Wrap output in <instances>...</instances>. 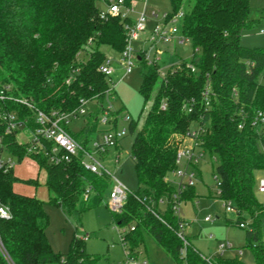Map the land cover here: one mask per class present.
I'll return each instance as SVG.
<instances>
[{"label": "trees", "instance_id": "trees-1", "mask_svg": "<svg viewBox=\"0 0 264 264\" xmlns=\"http://www.w3.org/2000/svg\"><path fill=\"white\" fill-rule=\"evenodd\" d=\"M104 1L0 0V91L5 90L0 114L15 112L34 129L36 110L15 98H27L45 112L73 111L82 99L95 101L102 110L111 87L99 69L107 60L103 49L110 46L121 53L129 41L127 24L134 22L129 15L102 17ZM136 1L124 0V4L132 7ZM185 1L171 0L170 14ZM257 23L251 18V0H194L184 14L182 32L192 41L194 54H201L198 62H192L196 72L182 60L162 77L159 66L149 64L140 52L144 72L139 92L152 105L140 127L134 119L129 123V131L135 133L131 156L139 186L128 194L122 210L112 213L118 225L129 226L123 243L131 248L132 257L146 231L175 263L180 262L183 243L177 229L182 218L173 209L176 186L167 176L177 168V151L186 133L194 123H206L201 147L219 157V197L233 202L237 224L247 223L246 246L256 264H264V197L257 195V172L264 171V124H253L258 110L264 111V46H246L241 41L243 32ZM207 86L210 105L204 97ZM186 105L192 110H186ZM112 114L116 125L119 113ZM98 115L90 111L88 118L93 122ZM19 132L6 133L0 116V159L3 151L19 161L33 159L46 171L48 200L16 192V182L38 186V179L23 180L14 168L0 165V201L10 209L8 218H0L4 250L0 249V264H10L8 257L14 264H102L104 256L88 253L85 239L77 234L68 252L54 250L47 236L50 217L45 205L49 202L66 213L81 214L101 203L110 178L85 168L81 156L56 164L44 151L28 153V144L18 140ZM45 144L48 150L53 145ZM87 184L92 186L89 195ZM193 197L195 190L189 186L180 199ZM165 200L167 210L160 206ZM187 259L189 264H207L192 245ZM218 264L245 263L229 257Z\"/></svg>", "mask_w": 264, "mask_h": 264}, {"label": "rangeland", "instance_id": "rangeland-1", "mask_svg": "<svg viewBox=\"0 0 264 264\" xmlns=\"http://www.w3.org/2000/svg\"><path fill=\"white\" fill-rule=\"evenodd\" d=\"M193 1L186 0L181 11L186 12L189 10ZM145 5L148 15L152 10H155L159 18L154 19L149 16L146 22V31L142 33L139 39L132 41L135 54L133 70L130 73L126 72V67L119 52L110 46H105L103 49L114 69L111 76L114 88L111 92V98H106L104 104L105 106L111 105L114 111H118V127H126L128 130L127 134L119 141L118 146L110 147L107 152L101 154L96 153L106 175L110 178L109 190L103 195L99 205L89 208L81 214L77 212L66 213L61 207L49 202L46 203L45 209L50 217V223L46 230L47 236L56 252H68L72 238L74 234H77L80 237L88 236L85 240L86 250L90 254L104 256L101 261L102 264L175 263L174 258L157 243L152 234L146 231L143 232L144 242L134 250V257H129L128 253H131V248L126 249L123 243V236L129 226H121L115 222L112 215L113 210L108 203L110 190L116 182L115 179L120 180L131 191L136 190L139 186L135 163L131 156L135 133L129 131V123L134 119L140 127L151 108L152 100L145 102L139 92L144 66L137 54L146 51L152 59L158 57L159 66L163 72H168L171 65L182 60L188 63L198 62L201 56L200 52L197 55L194 54L191 40L185 38L181 43L180 40L183 37V18L181 16H177L176 22L171 24L175 38L158 44L159 49H156L149 40L150 31L157 21H162L163 14L173 11V6L171 0H137L132 5L133 10L125 8V11L129 16L136 18L144 10ZM251 18L258 23L253 28L243 32L242 41L251 47L264 46V34L259 33V30L264 28V0H251ZM87 108L93 111L94 115L102 114V110L95 101H90ZM127 116L130 118L129 121L124 119ZM66 126L91 151L93 150L94 140L101 137L105 130L111 128V124H103L99 119L91 122L88 114L71 119ZM196 126L197 124L194 123L193 127ZM18 140L20 142L27 141V132L22 131L18 135ZM1 158L4 160L13 159L16 163L14 173L19 178L23 180L38 179L39 181L38 186L26 181H18L13 185L16 192L36 195L40 199L48 200V189L45 185L46 171L44 169L40 170L33 159L26 157L19 161L16 156L10 155L8 151H3ZM218 164V155L205 151L197 167H188L189 172H195L193 186L195 197L182 200L179 204V216L182 219L189 220L185 234L191 245L197 248L201 255L210 258L216 264L220 259L229 257H237L245 264H256L252 251L246 246V229L237 224V214L227 211L225 200L219 197L216 180V167ZM184 165L185 163L182 161L180 167ZM261 177H264V171L257 172V181ZM169 178L173 185L177 184L176 177L169 175ZM257 195L260 199L264 197V193L259 191H257ZM160 206L162 209L167 210V201L161 202ZM207 216H211L213 221H205ZM210 235L213 237H210ZM220 242H231L234 248L221 254L218 251Z\"/></svg>", "mask_w": 264, "mask_h": 264}, {"label": "built area", "instance_id": "built-area-1", "mask_svg": "<svg viewBox=\"0 0 264 264\" xmlns=\"http://www.w3.org/2000/svg\"><path fill=\"white\" fill-rule=\"evenodd\" d=\"M146 4V3H145ZM125 8L132 9L133 7H127L124 4V0H106L104 1V6L101 10V16L106 17L107 14H115L121 15L122 17L128 16ZM144 10L139 13V15L134 18V22L131 24H127V28L129 31V41L126 48L120 53L122 56V61L126 67V72L130 73L133 70L134 66V51L132 47V41L134 39H139L144 31H146V22L150 17L154 19L159 18L158 13L155 10H152L150 15H148L147 11ZM185 12L181 11V9L175 14L165 13L162 16V21H157L154 25L149 40L153 43V46L158 48V44L162 42L171 41L175 38L174 30L171 26L172 23H175L177 20V16L184 17ZM259 33L264 34V28L259 30ZM187 39V38H186ZM185 40V37L181 38V43ZM145 59L149 64L158 65L159 66V58H151L146 51H142ZM159 52V50H158ZM137 57L138 54H137ZM141 57V56H140ZM188 66L191 68L193 72L197 71V67L193 63H189ZM100 71L104 73L110 82V88L107 91V98H111V92L114 88V82L111 80V76L114 72L110 64V59L107 60L100 66ZM159 74L164 77L167 75V72H163L161 67L159 66ZM9 86H7V89ZM204 97L206 101V105L211 104L210 98V87L207 86L204 91ZM0 98H5V90L0 91ZM18 102L25 104L33 109H35V122L36 126L34 129H30L28 126V120L25 118H20L15 112H3L0 114L3 119L6 127V133H13L16 130H19V134L22 131H26L28 134V140L22 143H27L28 153H35L44 151L49 155L50 160L56 164L69 162L75 156L82 157V163L88 170L97 173L103 174L104 168L102 167L99 158L96 153H104L107 152L110 147L118 146L119 141L122 137L127 134V128H119L118 120L119 114L117 115V124L115 125V116L112 114L114 111L111 105L102 106V114L98 115V119L103 124H111V128L105 130L102 133L101 137H98L93 142V150L91 151L86 145L80 142L73 133L68 129L66 124L69 123L71 119L77 118L79 115L89 114L91 111L87 108L90 100L82 99L81 105L78 109L73 111H59L53 110L51 112H45L41 109H37L35 105L27 98H15ZM166 104H163V108H165ZM186 110L191 111L192 107L190 105L185 106ZM113 116V118H112ZM129 121V116L124 118ZM264 124V111L258 110L256 120L253 124ZM257 124V125H258ZM207 132V124L206 123H198L196 127H193L186 133L184 137L182 145H180L177 155H176V164L177 168L171 172L170 175H174L177 178L176 192L173 195V209L175 213L179 216V204L182 201L180 199L181 194L184 190H186L189 186H194L195 183V172H189L188 167L194 166L196 167L199 161L203 158L205 150L201 147L202 136ZM18 134V135H19ZM46 142H52L53 145L48 150L46 146ZM264 151V147L262 148ZM119 157V156H118ZM184 161L185 165L180 167V163ZM0 165L4 167L6 170L10 168H14L16 163L12 158L8 159H0ZM116 182L112 186L109 194V206L114 212H120L126 202L128 194L131 192L120 180L115 179ZM167 180L172 183L169 176H167ZM217 185H218V194H221V180L216 176ZM257 190L260 193H264V177L259 178L257 184ZM92 192V186L90 184L86 185L85 193L89 195ZM225 207L227 211L238 213L234 204L230 200H225ZM10 216V209L8 206L4 205L0 201V218H8ZM206 221H213L211 216H207L205 218ZM189 223L182 219L177 229V235L182 241V247L180 249V262H176L174 264H189L187 259V248L191 245V242L187 238L185 234V229ZM240 227L245 228L247 223L241 222L238 224ZM132 230L135 229L133 226ZM210 237H213L212 235ZM85 240L88 236L82 237ZM234 248V245L231 242H220L218 251L223 254L228 249ZM0 249L4 252L2 248V242L0 238ZM127 249V248H126ZM7 256V255H6ZM129 257H132L130 253H128ZM204 260L208 264H216L210 258L201 255ZM133 258V257H132ZM9 263L14 264L11 259L8 257ZM146 262V261H145Z\"/></svg>", "mask_w": 264, "mask_h": 264}, {"label": "crops", "instance_id": "crops-1", "mask_svg": "<svg viewBox=\"0 0 264 264\" xmlns=\"http://www.w3.org/2000/svg\"><path fill=\"white\" fill-rule=\"evenodd\" d=\"M134 3H135V2H134ZM134 3H133V4H134ZM133 4H132V5H133ZM132 7H133V6H132ZM172 28H173V27H172ZM152 29H153V28H152ZM152 29H151V31H152ZM151 31H150V34H151ZM242 35H243V34H242ZM241 41H242V38H241ZM242 43H243V41H242ZM243 44H244V43H243ZM244 45H246V44H244ZM246 46H249V45H246ZM141 52H142V51H141ZM139 53H140V52H139ZM139 53H138V56H139L138 58L140 59V54H139ZM35 163H36V162H35ZM196 167H197V166H196ZM172 176L175 177L174 175H172ZM184 220H186V219H184ZM186 221L189 222V220H186ZM205 221H206V220H205ZM207 222H208V221H207ZM210 236H211V235H210ZM219 244H220V243H219ZM52 247H53V246H52ZM218 247H219V246H218ZM196 249H197V248H196ZM198 251H199V250H198Z\"/></svg>", "mask_w": 264, "mask_h": 264}]
</instances>
